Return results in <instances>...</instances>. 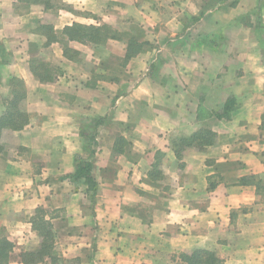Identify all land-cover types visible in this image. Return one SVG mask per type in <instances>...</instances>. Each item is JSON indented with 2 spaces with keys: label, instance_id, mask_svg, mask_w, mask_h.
<instances>
[{
  "label": "crops",
  "instance_id": "obj_1",
  "mask_svg": "<svg viewBox=\"0 0 264 264\" xmlns=\"http://www.w3.org/2000/svg\"><path fill=\"white\" fill-rule=\"evenodd\" d=\"M207 1L0 0V95L21 79L29 115L0 137L7 264H185L180 253L197 248L222 264H264V0ZM73 22L120 35L69 42L90 59L124 57L130 36L143 43L124 67L130 79H94V66L45 44L41 24L60 35ZM30 44L55 65L54 81L30 70ZM76 155L91 160L95 192L70 177ZM248 175L259 191L240 182ZM32 220L52 232L53 263L22 260L40 247Z\"/></svg>",
  "mask_w": 264,
  "mask_h": 264
},
{
  "label": "trees",
  "instance_id": "obj_2",
  "mask_svg": "<svg viewBox=\"0 0 264 264\" xmlns=\"http://www.w3.org/2000/svg\"><path fill=\"white\" fill-rule=\"evenodd\" d=\"M20 3L31 4V3H42L46 8L55 6L54 0H19ZM238 0H208L206 9L215 7H221L223 5L234 6ZM205 10V9H204ZM200 12L198 19L204 12ZM42 34L46 37V43L49 44L52 41H58L62 45L63 54L69 59H75L78 55V51L69 46V42L77 41L86 45L99 46L104 45L109 39L119 38V34L115 28L108 24H81L73 22L70 25H65L60 35H56L53 30V26L50 24H41L39 26ZM261 29V35L263 39L264 47V28L258 26ZM143 43L139 42L133 36L128 37L126 44L125 56L119 58L118 65L122 68L126 66L128 59L138 53L142 49ZM36 47L35 44H30L31 48ZM1 51V49H0ZM29 67L32 73L38 77L40 81H54L57 72L53 70L52 66L46 61L40 58H30ZM94 79L101 78L109 81L118 80L117 72L110 71L108 74L97 73L93 75ZM10 91L6 96L0 95V101L2 109L0 110V137L4 129L20 130L29 121V115L24 110L23 100L26 96L24 83L17 77L9 79ZM225 111V110H224ZM2 146L0 144V150ZM92 162L90 159L83 158L80 155H76L74 158V171L70 175L75 179L84 178L88 183V188L95 192L96 183L91 174ZM241 183L254 184L256 188H261V179L256 175H248L241 178ZM32 226L38 231L41 242L40 247L36 251L24 252L22 254L23 262L29 263L32 261H42L44 258H50L52 263L56 261V257L51 254V247L53 245L52 232L48 228V225L39 220L35 223L32 220ZM13 244L5 236H0V264H7L11 258ZM180 258L185 264H222V259L211 250L197 248L191 252H181Z\"/></svg>",
  "mask_w": 264,
  "mask_h": 264
},
{
  "label": "rangeland",
  "instance_id": "obj_3",
  "mask_svg": "<svg viewBox=\"0 0 264 264\" xmlns=\"http://www.w3.org/2000/svg\"><path fill=\"white\" fill-rule=\"evenodd\" d=\"M49 17L52 18V16H49ZM241 46H242V47H240L241 50H245L246 47H244L243 45H241ZM111 49L117 50L118 48L115 47V46L114 47L111 46ZM30 51H31V53H32V55L34 57H38L39 56V54H38V51H39L38 48L33 47V48H31ZM46 54L47 53H44L45 56H46ZM100 54H101L100 52L95 53V56L97 58L95 57L94 59L93 58L90 59V57L87 58L86 56H84L82 54L81 55H76V58L75 59L78 61L79 65L82 68L86 69V70H90L94 66L96 69H98V71H95L96 74L99 73V72L100 73L103 72V70H105V72H107V71L108 72L113 71V72H117V75H119L118 78L122 77L123 79H127V80L130 79L129 78L130 76H128V72L126 71V69H124V68H122V67H120L118 65V63H119L120 60L117 57V55H115L116 52L114 53V56H110L109 58H104V59H103V57L98 59V56H101ZM94 62H97V63L94 64ZM256 66L257 67L258 66L260 67V65L258 63H256ZM52 68H53L54 71H57L55 65H53ZM256 79H257V81L259 83L260 82H264V74L257 75ZM247 80H248V76H246L244 79H242V82H247ZM259 97H260V92L256 93L255 96H254V98H256V99H258ZM262 176H264V174Z\"/></svg>",
  "mask_w": 264,
  "mask_h": 264
}]
</instances>
